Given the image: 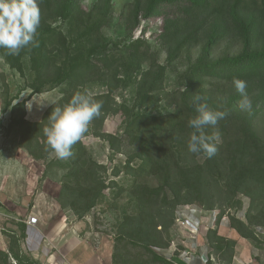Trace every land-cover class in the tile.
<instances>
[{
  "label": "trees",
  "instance_id": "16d2710c",
  "mask_svg": "<svg viewBox=\"0 0 264 264\" xmlns=\"http://www.w3.org/2000/svg\"><path fill=\"white\" fill-rule=\"evenodd\" d=\"M39 7L41 23L35 43L19 55H7L5 49H0V57L22 78V59H29V72L34 76L31 94L64 86L62 99L55 106L66 104L84 83L97 81L91 78L97 72L101 77L98 81L105 83L107 91L93 96L103 106L100 116L92 121L91 134L114 150L118 138L101 133V127L108 115L123 111L124 136L129 146L137 148L133 155L140 162L137 169L129 168L130 160L126 164V173L132 177L129 193L136 212L124 215L117 227L111 264H176L158 253L171 245L169 230L174 225L176 209L196 204L213 210V192H220L231 204L238 195L250 200L244 221L228 216L229 227L242 240L258 243L253 229L264 228V133L258 129V123L264 122V0H132L125 29L131 32L138 28L141 19L161 17L158 40L166 53V65L173 63L183 48L201 38L203 41L188 71L189 81L180 106L167 121L134 114L133 109L125 104L116 106L112 99L119 84L130 82L139 74L134 106L156 105L159 98L154 96L166 77V65L158 64L150 55L151 45L143 39L119 42L126 51L124 57L109 52L112 44L104 39L102 30L112 20L114 0H96L89 11L82 8L81 0H39ZM229 37L240 41V50L215 59L213 48ZM112 62L119 63L113 72ZM120 72L124 73V80L118 79ZM233 77L247 82L246 91L252 100L250 112L239 107L241 97L233 86ZM209 79L214 84H208ZM205 84L208 88H204ZM3 93H8L6 86ZM196 94L209 108L227 110L228 115L215 128L210 127L219 132L215 156L208 159L200 153L202 162L185 165L180 155L190 153L187 141L193 130L187 127V121L197 115L193 104ZM14 101L6 102L3 110L9 113L8 130L16 131L19 147L33 160H45L52 150L42 129L55 106L46 110L40 122H30L24 117L25 102L13 104ZM176 143L183 145L179 151L173 147ZM72 151L73 156L65 161L66 173L57 203L80 220L100 203L107 186L105 169L81 141L73 145ZM143 174L158 180V185L140 183L137 179ZM117 175L113 172V176ZM232 205L240 207L239 202ZM223 217L221 211L205 240L210 256H216L221 264H232L236 243L217 232ZM8 237L7 250L0 248V264H39L21 250L20 242L26 238L25 224L19 225L18 236Z\"/></svg>",
  "mask_w": 264,
  "mask_h": 264
},
{
  "label": "rangeland",
  "instance_id": "374dc122",
  "mask_svg": "<svg viewBox=\"0 0 264 264\" xmlns=\"http://www.w3.org/2000/svg\"><path fill=\"white\" fill-rule=\"evenodd\" d=\"M95 1L81 0V6L84 10L89 11ZM131 4L132 0H114L112 20L102 30L104 39L112 44L109 47V52L115 57H124L126 51L123 43H127L131 39H143L151 45L150 55L157 59L158 64L166 65V53L158 40V36L162 32V18L141 19L138 28L129 32L125 29V20L129 15ZM168 12L171 13L170 10ZM62 30H65V27H62ZM119 42L123 43L120 45ZM202 43L201 38L200 41L183 48L175 61L166 65L163 87L154 96L159 98V103L150 107L134 106L136 84L140 77L139 74H136L130 82L117 86L116 91L112 94L116 106L125 104L129 109H133L134 114H144L167 121L176 106H180L182 92L189 81L188 71L194 65ZM240 47L241 43L237 38L229 37L213 48L212 56L216 59L224 55H233L240 50ZM22 63L25 70L23 78L11 70L0 57V248L7 250L8 236L12 234L18 236L19 225H26L27 218L36 214L40 223L30 233L26 227V238L20 242V247L39 264H74L72 259H67L66 255L69 252L66 253L63 248H59L62 242L65 244L64 238L68 236L91 253L93 259L88 264H111L113 239L117 227L124 215L136 212L135 202L129 193L132 177L126 173V164L129 160L132 161L129 168L136 170L140 162L133 157L137 152L136 146H129L124 136L125 115L123 111L108 115L101 127V133L118 138L114 150L110 149L106 142L91 134L93 131L92 121L86 133L79 140L98 165L105 169L103 177L107 189L104 191L100 203L85 217L78 220L70 211L62 210L57 203V197L65 178L66 159L57 158L51 151L45 160L35 161L24 149L19 147L16 131L8 130L9 113H3L6 102L12 99H15L13 104L25 102V119L30 122H40L46 110L55 106L64 94V86L37 95L31 94L30 86L34 76L29 72V59L23 57ZM117 65H119L118 62H112L110 66L113 67L110 71L116 70ZM91 78L97 81L84 83L79 92H87L92 96L106 93L105 83L98 81L101 79L100 74L94 72ZM118 79L124 80V73L120 72ZM214 82L210 79L207 80L208 84H214ZM4 86L8 88L7 94L3 93ZM203 86L208 88L206 84ZM165 126L169 128V122ZM258 129L261 134L264 133V122L258 123ZM206 133L211 135L213 130L209 127L206 129ZM176 144L173 147L175 149L176 146V150L179 151L183 145ZM203 159L200 154L180 155V160L185 165L192 164V162L199 163ZM113 172H118V175L113 176ZM137 180L147 185H158V180L145 174L138 177ZM212 195L214 196L213 201L216 203L213 210H205L196 204L180 206L176 209L174 225L169 230L171 245L168 250L158 251L160 255L169 260H173L174 257L180 258L187 264L185 261L187 255L182 252L178 253L177 245L179 241H183V238L188 237L189 239L190 234L185 230L182 236H174V233L180 229L176 225L177 213L184 209L194 210L197 213L203 212L202 222L198 224L199 228L196 234L198 238L205 237L208 230L215 228L217 215L221 211L224 212L221 222H226L228 226V216H234L244 221L250 206V200L247 197L238 195L232 204L239 202L240 207H234L220 192H213ZM253 230L259 238L256 244L242 241L230 227L226 228L227 232L217 228L220 237L236 243L234 257L235 254L240 255L244 261L242 264H264V228L255 227ZM197 248H200L199 244ZM209 250L206 247L202 251L199 262L201 264H208V262L221 264L216 256L209 255L211 253ZM196 255L200 256L197 252ZM75 264L77 263L75 262Z\"/></svg>",
  "mask_w": 264,
  "mask_h": 264
},
{
  "label": "clouds",
  "instance_id": "9594fccd",
  "mask_svg": "<svg viewBox=\"0 0 264 264\" xmlns=\"http://www.w3.org/2000/svg\"><path fill=\"white\" fill-rule=\"evenodd\" d=\"M40 23L39 0H0V49H5L7 55H19L22 49L35 43ZM232 83L241 97L239 107L250 112L252 100L246 91L247 82L233 77ZM202 99L199 94L193 97L197 115L187 121V127L193 130L189 133L187 148L190 153H203L211 159L218 151L219 132L209 135L206 129L215 128L228 112L209 108ZM102 106L91 94L78 91L66 104L52 109L42 132L57 158L73 156V145L86 133L90 122L100 116Z\"/></svg>",
  "mask_w": 264,
  "mask_h": 264
},
{
  "label": "crops",
  "instance_id": "0c3cea01",
  "mask_svg": "<svg viewBox=\"0 0 264 264\" xmlns=\"http://www.w3.org/2000/svg\"><path fill=\"white\" fill-rule=\"evenodd\" d=\"M184 212V214L188 217H190L192 220H194L195 222H197L198 224H201V220H202V215H203V212H194V210H182ZM36 215V214H34ZM37 216V215H36ZM38 217V216H37ZM39 219V217H38ZM39 223H40V219H39ZM29 230V233L34 231L35 229L33 228H30L28 226H26ZM199 228V226H198ZM226 228H229V226L227 225L226 222H221V224L219 225V230L222 231V230H225L224 232H227L226 231ZM183 231L185 230H178L176 233H174L175 235L174 236H182L183 235ZM235 232V231H234ZM236 234V232H235ZM177 236V237H178ZM226 236V235H225ZM69 237V236H68ZM64 238V243L63 242L60 244L59 248L60 249H64L65 252H69L68 255H66L68 258L67 259H72L75 264V262L77 264H88L90 263V261L93 259L91 253H89L83 246H80L78 244V242L76 241H73V238L69 237V238ZM233 240H235L233 238ZM244 241V240H242ZM199 244V247L200 248H197ZM181 245V246H180ZM179 249H177L179 252L178 253H181L182 254H186L187 257H186V260L187 261V264H196V262H198V264H201L199 262V259L201 258V254H202V251H204L207 247L206 245V240H205V237L203 238H198V236L196 238H189L188 237H185L183 238V241H179L178 242V245ZM180 249H182V251H180ZM196 252L200 254V256L196 255ZM242 257L239 255L237 256V254H235V257L233 259V262L232 264H242L244 261H242ZM174 260V261H173ZM173 262L176 263V264H186L184 263L180 258L176 259V257L173 258Z\"/></svg>",
  "mask_w": 264,
  "mask_h": 264
},
{
  "label": "built area",
  "instance_id": "2783aa9c",
  "mask_svg": "<svg viewBox=\"0 0 264 264\" xmlns=\"http://www.w3.org/2000/svg\"><path fill=\"white\" fill-rule=\"evenodd\" d=\"M39 225V219L36 215L32 214L26 220V226L36 229ZM176 225L180 227V229L187 230L190 234L189 238H196V234L198 231V223L192 220L190 217L186 216L183 211L177 213L176 217Z\"/></svg>",
  "mask_w": 264,
  "mask_h": 264
}]
</instances>
